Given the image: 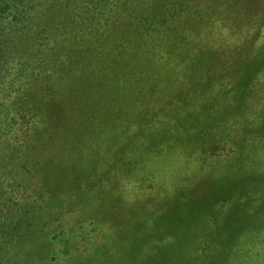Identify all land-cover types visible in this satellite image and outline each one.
<instances>
[{
  "label": "trees",
  "instance_id": "1",
  "mask_svg": "<svg viewBox=\"0 0 264 264\" xmlns=\"http://www.w3.org/2000/svg\"><path fill=\"white\" fill-rule=\"evenodd\" d=\"M85 2L70 65L0 101V264L167 260L154 167L189 140L197 165L228 159L238 145L204 144L208 124L260 113L264 0Z\"/></svg>",
  "mask_w": 264,
  "mask_h": 264
},
{
  "label": "rangeland",
  "instance_id": "2",
  "mask_svg": "<svg viewBox=\"0 0 264 264\" xmlns=\"http://www.w3.org/2000/svg\"><path fill=\"white\" fill-rule=\"evenodd\" d=\"M0 3L11 7L0 19V101L15 103L36 85L44 86L46 75L70 65L75 40L87 35L91 6L85 0ZM259 107L255 123L237 126L228 116L208 124L204 144L238 145L228 159L197 165L198 144L189 140L172 160L154 167L160 170L150 179L154 185L172 195L181 190L170 196L171 210L159 223L158 247L169 249L168 259L156 258L155 264H264V96ZM143 177L126 181L127 187Z\"/></svg>",
  "mask_w": 264,
  "mask_h": 264
}]
</instances>
